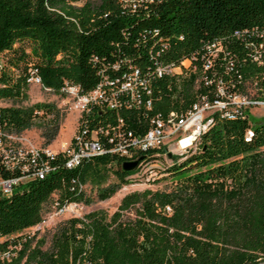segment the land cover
<instances>
[{
	"label": "trees",
	"instance_id": "obj_1",
	"mask_svg": "<svg viewBox=\"0 0 264 264\" xmlns=\"http://www.w3.org/2000/svg\"><path fill=\"white\" fill-rule=\"evenodd\" d=\"M219 37L228 39L226 54L219 58L230 66L225 76L233 81L238 72L242 80H259L264 74V0H85L81 5L0 0V99L24 97L32 74L56 93L65 82L86 91L103 76L114 78L135 66L149 75V93L142 89L136 99L122 94L126 104L116 110L93 105L78 123L87 129L105 127L118 114L139 131L148 114L180 108L193 98L192 76L175 81L154 74L155 65L198 53ZM255 51L258 60L252 57ZM46 112L51 116L40 118ZM59 116L46 101L0 105L5 129L18 132L37 122L44 143L54 137ZM64 157L57 152L44 176L0 194V237L40 221L53 198L90 202L93 195L78 188L77 181L92 179L95 197L103 198L129 182L135 170L122 169L115 153L84 158L71 167ZM171 157L162 167L174 181L168 188L132 190L110 214L91 210L67 218L48 249L40 248L42 239L32 247L28 239L12 260L0 264H19L23 254V264H264V117L251 123L247 114L215 115L195 149ZM108 164L117 165V180L103 185ZM182 169L189 172L171 177ZM130 209L132 214L124 215ZM5 243L2 239L0 247Z\"/></svg>",
	"mask_w": 264,
	"mask_h": 264
},
{
	"label": "built area",
	"instance_id": "obj_2",
	"mask_svg": "<svg viewBox=\"0 0 264 264\" xmlns=\"http://www.w3.org/2000/svg\"><path fill=\"white\" fill-rule=\"evenodd\" d=\"M227 47L228 39L219 37L201 45L198 53L191 52L177 61L157 63L154 67L156 75L166 74L175 81L192 76L190 89L193 98L180 108L148 114L145 117V128L139 131L125 125L118 114L114 124H107L105 127L87 129L78 123L82 114L87 113L93 105L116 110L119 105L126 104L127 98H122V94L134 99L142 89L148 94L149 75L135 66L114 78L103 76L86 91H79L78 85L65 82L62 92L57 94L61 95L67 107L77 112V120L73 135L67 142H62L59 149L48 145H33L19 131L5 129L0 123V194H9L17 184L29 178L44 176L51 169L48 160L57 152L64 154V164L67 167L102 153H115L121 161L143 154L144 158L139 159L134 167L135 173L149 165L163 167L171 162V155L179 156L195 149L200 134L215 115L233 118L248 115L247 109L252 106L264 108V74L259 80H242L240 73L236 72L233 81H230L225 76L230 67L228 62L219 60L225 56ZM252 57L258 60V53L255 51ZM30 82L42 86L35 74L28 77V83ZM145 106L150 108L149 98H146ZM250 134L251 130L247 128L245 137L248 138ZM77 186L84 188V183L77 181ZM82 204V201L77 200L59 203L53 198L40 221L0 237V241L6 240L4 246L0 247V262L12 260L22 245L31 239L26 228L37 225L51 214H74ZM164 210L169 211V206L165 205ZM25 256L26 254L22 255L19 264H23Z\"/></svg>",
	"mask_w": 264,
	"mask_h": 264
},
{
	"label": "rangeland",
	"instance_id": "obj_3",
	"mask_svg": "<svg viewBox=\"0 0 264 264\" xmlns=\"http://www.w3.org/2000/svg\"><path fill=\"white\" fill-rule=\"evenodd\" d=\"M85 0H68L70 4L81 5ZM3 56L0 54V61ZM249 89H252L249 87ZM26 95L19 98H6L0 99V105H19L25 106L34 101H46L52 103L59 111L60 116L57 122V130L53 138L47 143L45 142V137L43 135V127L39 123H34L29 128L19 131L30 143L36 146L47 144L50 148L59 149L62 142H67L74 133L77 112L67 107L61 98V95L53 92L51 90L45 89L43 86H40L37 83L30 82L26 89ZM248 120L251 123H255L262 117H264V108L261 106H252L247 109ZM38 114H41V111H38ZM51 116L50 112L44 113L40 118H49ZM38 119V118H37ZM117 165H107L106 175L102 184L105 185L108 182H115L117 179L115 177V169ZM189 172V169H182L174 174L171 177H181L186 175ZM133 174V175H132ZM131 179L129 182L122 184L118 187L112 194L103 198L95 197V189L97 187L96 182L92 179H86L84 182L85 192L87 194L93 195V199L84 203L77 208V211L74 214L62 213V214H51L46 216L44 220L39 222L37 225L26 228V232L31 234V247L39 239H42L40 248L42 250L48 249L51 236L56 231V229L65 223L67 218L72 216H80L91 210H103L106 214H110L119 202V199L124 194L132 190H141L142 188L148 187L151 189H162L168 188L171 186L174 181L169 175H166L162 171V166L149 165L141 170L140 172L135 173L134 171L130 173L129 176ZM132 210H127L124 212V215H131Z\"/></svg>",
	"mask_w": 264,
	"mask_h": 264
},
{
	"label": "water",
	"instance_id": "obj_4",
	"mask_svg": "<svg viewBox=\"0 0 264 264\" xmlns=\"http://www.w3.org/2000/svg\"><path fill=\"white\" fill-rule=\"evenodd\" d=\"M141 155H139L138 157L131 159V160H123L121 162V167L124 170H130L132 168L135 167L137 161L140 159Z\"/></svg>",
	"mask_w": 264,
	"mask_h": 264
}]
</instances>
